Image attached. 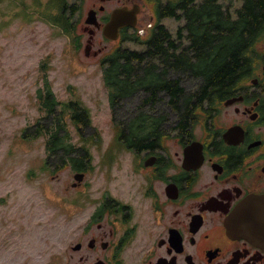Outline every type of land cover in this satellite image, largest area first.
<instances>
[{"label": "flooded vegetation", "instance_id": "1", "mask_svg": "<svg viewBox=\"0 0 264 264\" xmlns=\"http://www.w3.org/2000/svg\"><path fill=\"white\" fill-rule=\"evenodd\" d=\"M245 1L95 0V22L81 24L88 34L84 43L89 57L102 61L109 42L117 41L104 33L115 9L128 7L137 16L135 25L120 28L122 39L125 30L140 25L146 7L155 24L161 8L173 12L181 5L176 15L168 13L161 20L181 22L182 34L178 26L168 38L182 42L175 45L178 51L200 57L195 36L207 30L218 39L222 15L237 20ZM260 5L263 20L246 47L244 68H238L234 82L218 92L214 103L203 99L187 126L169 122L165 129L150 132L155 136L145 143L138 140L131 147V132L123 131L121 123L130 111L114 107L109 96L111 118L120 130L109 136L97 129L79 130L80 141H70L71 187L83 190L79 199L84 209L89 207L85 220L75 225L82 229L77 251L86 248L96 254L91 264H264V212L252 222L254 233H240L230 225L245 201L264 203V3ZM195 18L198 27L191 25ZM141 102L138 95L134 103L143 110ZM152 108L158 115L157 107ZM117 143L123 147H115ZM96 177H101L98 184Z\"/></svg>", "mask_w": 264, "mask_h": 264}, {"label": "rangeland", "instance_id": "2", "mask_svg": "<svg viewBox=\"0 0 264 264\" xmlns=\"http://www.w3.org/2000/svg\"><path fill=\"white\" fill-rule=\"evenodd\" d=\"M94 2L0 0V264H91L95 259L86 248L73 249L82 230L75 225L89 212L79 199L83 190L71 187V167L50 170L47 152L58 120L73 142L80 141L79 130L97 129L104 136L120 130L111 118L104 65L85 54L88 34L81 24ZM151 13L146 7L136 29L150 28ZM164 24L176 32L181 22ZM118 46L140 48L119 38L109 42L107 54ZM46 81L60 101L58 118L44 107ZM72 101L88 109L90 124L77 125Z\"/></svg>", "mask_w": 264, "mask_h": 264}, {"label": "trees", "instance_id": "3", "mask_svg": "<svg viewBox=\"0 0 264 264\" xmlns=\"http://www.w3.org/2000/svg\"><path fill=\"white\" fill-rule=\"evenodd\" d=\"M150 1V0H148ZM181 3V2H179ZM224 3V2H223ZM264 0H246L238 9L237 20L222 15L220 35L209 36L207 30L195 36V46L203 55L192 57L175 45L179 40H170L174 34L161 20L166 14L176 15L182 6H176L173 12L165 7L159 10V19L152 24L145 35L139 29L125 30L122 40L133 42L140 48L118 46L103 58L104 79L109 90L112 105L122 108L134 103L140 95L142 100L139 109L136 105L128 108L129 115L123 124V131L131 132L127 143L135 147L137 141L145 143L155 135L150 132L166 128L169 122H178L187 126L189 121L197 116V109L205 97L214 103L218 92L229 89L238 73V68H244L246 47L252 44L263 20ZM222 12H226L222 9ZM227 13V12H226ZM182 19L183 13L178 12ZM192 26L198 27L200 20L195 18ZM183 26L179 25V35ZM181 41L179 45H181ZM189 78V79H187ZM187 81L189 86H187ZM44 107L53 118H58L57 108L60 101L46 81ZM216 94V95H215ZM72 118L77 125L87 126L91 122L90 113L80 102L72 101ZM157 107L158 115L150 112ZM147 107V108H146ZM54 122V121H53ZM65 128L59 120L55 122L53 134L47 140L48 164L53 170H62L71 165V147L69 134L63 133ZM139 132L148 134L139 135ZM158 138V136H157Z\"/></svg>", "mask_w": 264, "mask_h": 264}, {"label": "water", "instance_id": "4", "mask_svg": "<svg viewBox=\"0 0 264 264\" xmlns=\"http://www.w3.org/2000/svg\"><path fill=\"white\" fill-rule=\"evenodd\" d=\"M95 19H96V10L95 9L89 10L86 21L88 23H94ZM136 23H137V16L134 9L132 10L128 7L117 8L113 11L109 22L105 25L104 33L109 38L116 40L120 37L121 27L135 25ZM85 52L87 55L89 54L88 45L86 46ZM75 178L79 181L83 179V177H78V175H76ZM263 212H264V203L262 200L256 201L254 203H250V201H245L235 211L234 215L230 219V225L234 230L240 233H245V234L254 233L252 222H258L256 217L258 214L260 216H263ZM79 248H80L79 244L73 247L74 250H78ZM94 264H105V262L99 260Z\"/></svg>", "mask_w": 264, "mask_h": 264}, {"label": "bare ground", "instance_id": "5", "mask_svg": "<svg viewBox=\"0 0 264 264\" xmlns=\"http://www.w3.org/2000/svg\"><path fill=\"white\" fill-rule=\"evenodd\" d=\"M216 95V94H215Z\"/></svg>", "mask_w": 264, "mask_h": 264}]
</instances>
